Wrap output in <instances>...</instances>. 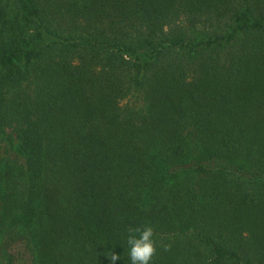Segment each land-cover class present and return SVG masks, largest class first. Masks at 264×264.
Segmentation results:
<instances>
[{
	"label": "trees",
	"instance_id": "obj_1",
	"mask_svg": "<svg viewBox=\"0 0 264 264\" xmlns=\"http://www.w3.org/2000/svg\"><path fill=\"white\" fill-rule=\"evenodd\" d=\"M148 226L150 264H264V0H0L2 259Z\"/></svg>",
	"mask_w": 264,
	"mask_h": 264
},
{
	"label": "clouds",
	"instance_id": "obj_2",
	"mask_svg": "<svg viewBox=\"0 0 264 264\" xmlns=\"http://www.w3.org/2000/svg\"><path fill=\"white\" fill-rule=\"evenodd\" d=\"M134 233H130L127 239L129 258L131 264H150L151 258L155 253L154 245V232L152 227L148 226L141 229L133 230ZM118 256H112V264H115Z\"/></svg>",
	"mask_w": 264,
	"mask_h": 264
},
{
	"label": "rangeland",
	"instance_id": "obj_3",
	"mask_svg": "<svg viewBox=\"0 0 264 264\" xmlns=\"http://www.w3.org/2000/svg\"><path fill=\"white\" fill-rule=\"evenodd\" d=\"M17 142L15 140H10L7 137L4 138L2 142V155L10 160V166L15 169L16 173H23L24 171V160L17 153ZM191 151V156L196 154V150L192 145H189ZM0 264H6L0 254Z\"/></svg>",
	"mask_w": 264,
	"mask_h": 264
}]
</instances>
